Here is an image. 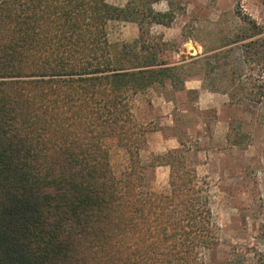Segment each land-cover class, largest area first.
<instances>
[{"label":"trees","instance_id":"obj_1","mask_svg":"<svg viewBox=\"0 0 264 264\" xmlns=\"http://www.w3.org/2000/svg\"><path fill=\"white\" fill-rule=\"evenodd\" d=\"M161 1L0 0V264H207L219 245L181 139L140 156L149 129L133 98L183 70L152 31L176 19ZM123 20L139 37L114 53L109 24ZM114 148L129 153L119 176ZM159 165L170 192L148 184Z\"/></svg>","mask_w":264,"mask_h":264},{"label":"rangeland","instance_id":"obj_2","mask_svg":"<svg viewBox=\"0 0 264 264\" xmlns=\"http://www.w3.org/2000/svg\"><path fill=\"white\" fill-rule=\"evenodd\" d=\"M173 1L174 22L152 31L183 70L178 91L154 85L133 98L134 113L149 129L140 156L148 161L181 139L219 227V245L205 252L206 263L256 264L264 254V0ZM155 8L167 10V1ZM108 32L114 53L139 37L131 21H112ZM160 94L178 100L168 103ZM111 163L121 175L130 165L127 150L112 149ZM170 171L169 165L148 170L152 190L170 192Z\"/></svg>","mask_w":264,"mask_h":264},{"label":"crops","instance_id":"obj_3","mask_svg":"<svg viewBox=\"0 0 264 264\" xmlns=\"http://www.w3.org/2000/svg\"><path fill=\"white\" fill-rule=\"evenodd\" d=\"M199 86H196L195 88H198ZM170 88H172V89H174V91H176V89H177V91H178V87L176 88V87H170ZM160 96L162 97L161 99H163L164 101H168V103L170 102V103H174V102H177V100H178V95H174V97L173 98H169V99H167V98H165V96H164V94H160ZM176 106V105H175ZM172 116V115H171ZM170 119V122L171 123H173L174 121H175V118H174V116H172L171 118H169ZM176 139V141H177V143L174 145V146H172L173 148H178V147H180L181 146V143H180V139H179V145H178V139L177 138H175Z\"/></svg>","mask_w":264,"mask_h":264}]
</instances>
